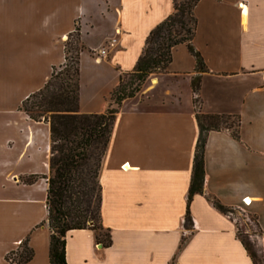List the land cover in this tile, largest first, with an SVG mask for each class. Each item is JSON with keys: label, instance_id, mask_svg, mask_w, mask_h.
I'll use <instances>...</instances> for the list:
<instances>
[{"label": "crops", "instance_id": "obj_1", "mask_svg": "<svg viewBox=\"0 0 264 264\" xmlns=\"http://www.w3.org/2000/svg\"><path fill=\"white\" fill-rule=\"evenodd\" d=\"M174 0H0V264L25 241L26 264H50L46 222L51 137L45 119L21 108L65 62L79 28L80 110L101 113L120 76L132 71L149 32ZM193 45L173 48L166 70L123 100L100 169L101 218L112 244L90 229L66 236L67 264H254L234 218L208 195L257 217L254 244L264 261V0H199ZM112 37L116 43L96 60ZM204 113L238 114L240 139L212 130L205 146L204 193H188L199 136L192 79ZM37 176L33 182L25 178ZM250 200L245 204L243 199Z\"/></svg>", "mask_w": 264, "mask_h": 264}, {"label": "trees", "instance_id": "obj_2", "mask_svg": "<svg viewBox=\"0 0 264 264\" xmlns=\"http://www.w3.org/2000/svg\"><path fill=\"white\" fill-rule=\"evenodd\" d=\"M198 2L174 0V11L149 32L135 67L121 74L117 87L110 95V105L104 112L84 113L80 110V58L84 44L78 27L65 41L64 64L54 67L47 83L23 101L21 108L30 118H45L50 124L51 154L46 199L50 264H67L66 236L74 229H90L97 243L104 247L112 244L110 230L104 227L101 218L100 169L116 115L123 100L135 96L150 74L167 69L172 60L173 48L178 44L186 43L194 54L198 72L208 70L202 55L193 45L197 28L194 9ZM199 88L200 76L196 75L192 79V89L199 136L185 218L188 228L192 225L189 210L191 199L194 194L205 192V146L208 133L212 130H227L235 139H240V116L202 112ZM112 102L115 103L113 107ZM36 179L37 176H30L24 180L29 183ZM208 199L231 218L238 212L236 207L225 205L214 196L208 195ZM253 216L258 228L257 217ZM242 241L254 264H264L262 254L253 250L250 243ZM33 255V249L25 241L20 250L10 251L6 259L26 264Z\"/></svg>", "mask_w": 264, "mask_h": 264}, {"label": "rangeland", "instance_id": "obj_3", "mask_svg": "<svg viewBox=\"0 0 264 264\" xmlns=\"http://www.w3.org/2000/svg\"><path fill=\"white\" fill-rule=\"evenodd\" d=\"M126 78L125 80H127ZM145 82L142 84L140 90L144 87ZM115 106V103L112 102V107ZM234 219L238 225V236L242 238L245 242L250 243L253 250H257L256 246L254 247V239L259 230L256 226V221L253 214L246 211H238L233 214ZM101 233H104L102 231Z\"/></svg>", "mask_w": 264, "mask_h": 264}, {"label": "built area", "instance_id": "obj_4", "mask_svg": "<svg viewBox=\"0 0 264 264\" xmlns=\"http://www.w3.org/2000/svg\"><path fill=\"white\" fill-rule=\"evenodd\" d=\"M116 43V38L112 37L108 40V43L102 47H100L99 49H97L94 53V57L96 60H100L102 58V56L106 55L108 53V48L110 46H113ZM245 204H249L251 201L247 200L246 198L243 199Z\"/></svg>", "mask_w": 264, "mask_h": 264}]
</instances>
